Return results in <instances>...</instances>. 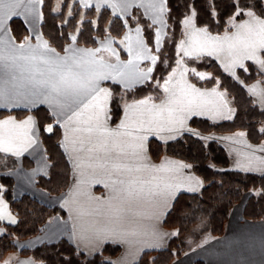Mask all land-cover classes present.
Listing matches in <instances>:
<instances>
[{
    "label": "snow or ice",
    "instance_id": "obj_1",
    "mask_svg": "<svg viewBox=\"0 0 264 264\" xmlns=\"http://www.w3.org/2000/svg\"><path fill=\"white\" fill-rule=\"evenodd\" d=\"M83 2L85 7L89 6L87 0ZM42 3L43 0H0V106H16L20 102L35 103L39 100L49 103L65 116L61 125L65 128V147L75 154L78 176L76 192L70 193L72 202L77 203L71 231L74 240L86 242L84 246L95 251L105 241L133 245L141 243L138 239L141 235H150L155 242L144 246L157 247L168 234L159 232L156 224L146 226L143 220L158 223L159 215L142 212L141 207L155 206L161 200L167 207L183 186L180 182H172L174 174L188 166L169 167L167 163L150 165L146 141L150 135L183 127L188 116L203 114L210 103L208 97H219L223 101L225 94L217 92L216 88L211 92L201 91L187 83L184 79L187 68L180 72V80L173 83V77L177 74L174 68L164 80L162 87L166 95L159 104L153 103L150 96L125 104L123 118L115 128H110L108 106L112 92L102 87L101 82L112 80L128 87L148 80L153 69L149 67L145 71L140 68L139 62L150 59L155 64L157 57L149 55V49L140 38L139 27L135 29V44L131 34H126L120 41L128 52L127 61L120 60L119 53L112 48V41L108 38L97 48L81 49L70 45L63 49V55L40 37H37L35 45L28 42L30 37L16 43L7 22L14 16L35 15V5ZM101 4L111 7L114 14L117 11L126 12L132 6L131 0H100L97 9ZM146 6L152 13L153 24L165 26L166 0H148ZM234 6L236 11L229 18V28L223 35H212L206 27H196L194 18L197 14L193 10L183 21L186 40L180 41L179 52L185 57L207 54L219 58L223 55L228 60L225 68L229 71L236 67L244 68L243 62L252 60L264 71V18L257 16L250 8L246 11L239 0ZM245 15L249 19L237 22L236 17ZM160 35L158 29L157 44ZM71 40L75 42L77 37L73 35ZM101 53L109 55L106 58ZM111 57H115V63L111 62ZM176 63L183 65L182 60ZM191 71L201 80L207 78L206 73L196 72L195 69ZM256 90L257 86L253 85L250 92L255 94ZM260 100L264 104V89L260 90ZM223 107L227 113L216 108V115L230 119L234 110L227 108L226 101ZM34 123L32 116L19 122L12 116L0 119V152L19 156L27 151L36 143L32 135ZM46 130L51 132L52 126L49 125ZM260 132L264 133V127ZM236 135L244 137L246 134L239 132ZM248 147L252 148L251 145ZM256 151L264 152V145L253 148V154ZM256 159L264 164V157L253 155L245 170H252L253 160ZM93 183H103L109 194L105 198L88 197L96 203L85 207L75 197L87 196L86 188ZM199 184V181L195 185L190 184L188 190L196 191ZM4 219L16 223L15 217L0 199V220ZM12 259L5 260L4 264H12ZM18 264L29 262L18 261Z\"/></svg>",
    "mask_w": 264,
    "mask_h": 264
},
{
    "label": "trees",
    "instance_id": "obj_2",
    "mask_svg": "<svg viewBox=\"0 0 264 264\" xmlns=\"http://www.w3.org/2000/svg\"><path fill=\"white\" fill-rule=\"evenodd\" d=\"M166 35L159 48L155 46V27L139 6H134L126 20L114 14L107 6L97 9L87 7L82 15V7L76 0H62L58 11L53 10L54 0H43L40 4V33L51 48L63 52L73 41L83 47H95L106 35L120 38L127 28L140 25L146 43L157 54V61L146 83L131 88L123 87L119 82H103L112 92L109 104L110 123L120 119L126 101L150 96L159 100L163 96L162 82L174 69L179 54L177 45L183 37V19L191 12H196L195 24L206 27L209 32L221 34L229 28V18L236 11V0H166ZM247 11L250 8L257 16L264 18V0H239ZM71 6V15L68 10ZM245 16L236 17L239 21ZM9 27L14 39L23 42L29 31L23 20L13 17ZM122 51V50H121ZM124 54V52L122 51ZM189 66V78L201 87H217L230 99L234 113L230 119L210 121L206 118L193 117L190 125L202 132L229 133L237 130L245 132L252 142H264V108L248 93L244 85L223 70L212 57H186ZM207 71L209 75L201 80L191 70ZM246 69V70H245ZM238 76L245 82L261 79L264 86V74L251 61L244 68L237 69ZM32 113L35 117L37 134L48 160L47 172L35 177V184L50 194H60L67 190L71 182V163L61 144L62 129L50 110L39 105L31 110L0 109V117L13 114L23 117ZM52 131H47V126ZM148 152L153 160L168 154L189 163L193 171L202 178L204 185L199 192H180L165 216L164 226L176 234L169 239L162 249L145 250L134 264H171L186 251L197 246L204 234L220 236L232 207L243 194L250 191L243 208V215L249 219H264V173L243 172L229 168L230 157L216 140H204L185 132L178 138L162 142L156 138L148 140ZM24 166L31 167L33 160L23 156ZM19 161L11 155L0 153V192L7 201L10 210L16 216L12 224L0 220L4 232L0 234V260L9 252L31 256L36 264H113L107 257H114L120 246L106 243L96 253L87 255L78 249L67 237L55 241L43 242L33 247H20L17 240L32 237L40 233L49 217L54 214L65 216V211L57 205L43 203L35 196L24 193L15 197L13 193L15 179L7 173L15 168ZM194 264H204L197 260Z\"/></svg>",
    "mask_w": 264,
    "mask_h": 264
},
{
    "label": "crops",
    "instance_id": "obj_3",
    "mask_svg": "<svg viewBox=\"0 0 264 264\" xmlns=\"http://www.w3.org/2000/svg\"><path fill=\"white\" fill-rule=\"evenodd\" d=\"M35 8L37 9V12L35 15L14 16V17L21 18L23 22L25 23V25L27 26L28 31H29V35L27 37H30V40L28 42L31 43L32 45L37 44L38 42L37 37H40L41 40H44L40 33V4L35 5ZM53 8H54V3H53ZM246 19H249V18L246 16L244 19H241V20H246ZM241 20L237 22H240ZM9 23H10V20L7 22V28L10 30ZM196 27H199V26L196 25ZM199 28H203V27H199ZM183 29L185 33L186 28L184 24H183ZM127 30L128 29L126 28V31L124 32L122 37L120 38L113 37L114 45L119 46L121 50L122 48L119 42L125 37ZM209 33L212 35H223L224 34V32L221 34H215L211 32ZM10 35L13 37L11 30H10ZM181 40H186V36L184 34H183V37L180 39V41ZM180 41L177 45V51H178L179 58H180L179 60L183 61V65L178 66L176 64V66L174 67L175 69H177V74L175 77H173V83H176V81L180 80V72H182L185 68H187L188 71L184 75V79L187 81V83L195 85V87L199 88L201 91L211 92L213 88H216L217 92H222L225 94L223 90L217 87H201L190 80L189 78L190 69L184 60L186 57L183 55L182 52H179ZM15 42L19 43L16 40ZM70 45L73 47L81 48V49L96 48L98 47L99 42L95 47H83V46H79L75 44L74 42H72ZM59 53L61 55L64 54L63 52H59ZM204 55H207V54H202L199 57L204 56ZM207 56L214 58L220 64V66L223 68L225 72H227L228 74L236 78L238 81H240L244 85L248 93L254 98L256 103H258L260 106L264 108V104H262L260 100V90L264 89V86L259 79H255L251 82H245L237 74V69L239 67H236L231 71L226 70L225 64L228 63V60L223 55H221L219 58H217L215 55H207ZM192 57H196V56H192ZM247 61L253 62L258 68H260V66L252 60H245L243 62L244 65ZM178 67L180 68L178 69ZM197 72H200V71H197ZM233 72L235 73V75H233ZM103 82L104 81L101 82V86L108 88L107 86L103 84ZM163 83L164 81L161 84L162 90H163V87H162ZM121 85L125 87L123 84ZM253 85L257 86V90L255 94L250 92V89L252 88ZM165 95L166 94L163 91V96L159 100L152 99V102L159 104L161 100L165 98ZM147 97L126 101L124 105L131 104L134 101L142 100ZM207 99L210 101V103L206 105V108L203 114L190 115L186 119L183 127L177 128L176 130L172 132L163 131V132L150 135L148 137V140L150 138H156L162 142H166V141L178 138L180 135H182L185 132L191 133L206 141L216 140L220 144L223 145V147L226 149L230 157L229 168L234 169V170L243 171V172L263 174L264 164H261L258 159L253 160L252 170H245V167L248 164V160L252 158L253 155L257 158L264 157V152L256 151L253 154V148H258L259 146L264 145L263 141L252 142L248 139L246 135L244 137L237 136L236 135L237 133L244 132L242 130H237V131L229 132V133L202 132L190 125V120L193 117L206 118L210 121H221L224 119H228V118H225V116L216 115V108H219L221 112L227 113V109L223 107L224 101L227 102V108L233 109L232 103L226 94L224 95L223 101H221L219 97H215V96L208 97ZM39 105L47 106L50 112L52 113V115L55 117V120L56 121L59 120V125L61 126L63 124L65 116L61 115L59 111L51 107L49 103L40 102L39 100L36 101L35 103L20 102L16 106H13V105L0 106V109L31 110ZM233 113L231 114V117L233 116ZM108 115H109V112H108ZM123 115H124V106H123L122 115L116 124L112 125L110 123V116H109L108 126L110 128H115L119 124L120 120L123 118ZM9 116L14 117L18 122L26 119L28 116H32L35 122L33 131H32V135L34 139L36 140V143L34 145L29 147L27 151H24L19 156L12 155L11 153L0 152L4 155L14 156L19 161L18 165L15 168L7 171V173L11 174L15 179L14 189H13L14 196L17 198V197H20L24 193H29L35 196L40 201H42L43 203L47 205H51V206H54V205L60 206L65 211V216L60 215V214H54L47 219L42 231L37 234V235H45V237L40 236L39 238H34L37 236L35 235L32 237H27L25 239L17 240V244L20 247H33L43 242L55 241L59 239L60 237L65 236L78 249L83 251L85 254L92 255L98 252L103 247L104 244L113 243V244H117L120 246V251L114 257H107V259L110 260L113 264H134L135 262L138 261L143 251L153 250V249H162L167 246V243L169 239L171 238L172 233L174 231L164 226V219H165L166 214L170 210L173 204V201L175 200L177 195L180 192H199L204 185L202 178L193 171L191 165L177 157L164 154L158 160L156 161L153 160L148 152V140H147L146 141V155L148 157V163L150 165L159 166L161 164L167 163L169 167H177L178 165H181V164L188 166V167L179 169V171L174 174L175 179L172 182L173 183L180 182L183 186L176 192L175 197L170 200L167 207L164 206L162 200L159 201L155 206L144 205L141 207L142 212H145L147 214L155 213L159 215L158 223L155 220H147V219L143 220V223L146 226L151 225V224H156V227L159 232L167 233L168 235L164 236L162 241H159V246L157 247L144 246V244H152L155 241L150 235H141L140 237H138L141 243L129 245L126 243L113 242L109 240L101 244L99 248L96 249L95 251H90L89 248H86L84 246L86 242H77L71 236L72 225L74 223V219L76 216L77 203L72 202L73 197H70V193L76 192V184H77L78 176L75 170V163H74L75 154L70 151V148L65 147V140H64L65 128L61 126V129H62L61 144L64 150L66 151L67 156L71 163V182L67 190H65L64 192L60 194H50L45 189L35 184V177L38 174H45L47 172L48 160L46 158V154L44 152L43 146L37 134V127H36V121H35L34 115L32 113H27L23 117H16L13 114H9V115L0 117V119H5ZM248 145H251L252 148L248 147ZM25 155L30 157L33 160V165L31 167H26L23 165L21 158ZM17 174L19 176H17ZM159 175H166V174L159 173ZM188 178H193V179L189 180ZM196 181L200 182L199 186L197 187V190L189 191L188 186L190 184L195 185ZM18 185L21 190L16 192ZM81 187L84 188L85 186H81ZM0 188H2V186H0ZM86 191H87V196L77 195L75 197V200L79 204L84 205L85 207L89 205H95L96 203V201L94 200H89L88 197L105 198L109 194L108 189L104 187L103 183H93L89 187L86 188ZM250 193H251L250 191L245 192L241 200L232 207L229 213L227 222L225 224L224 233L222 235L212 236L210 234H204L197 246L186 251L182 256L173 260L171 264H194L195 261L197 260L203 261L204 264H264V219L254 220V219L245 218L243 215V208H244V205ZM66 201H68V203H65ZM15 219H16V216H15ZM3 232H4V228L0 226V234ZM28 239H31V240H28ZM141 248L143 250L139 251V249ZM10 258H13L12 264H18V261H28L29 264H31L32 261L35 262V260L31 256L20 255L17 252L12 251V252H9L3 260H0V264H4V261L9 260Z\"/></svg>",
    "mask_w": 264,
    "mask_h": 264
},
{
    "label": "rangeland",
    "instance_id": "obj_4",
    "mask_svg": "<svg viewBox=\"0 0 264 264\" xmlns=\"http://www.w3.org/2000/svg\"><path fill=\"white\" fill-rule=\"evenodd\" d=\"M61 1L62 0H60V2H59V6H58V0H54V11H58L59 9H60V6H61ZM76 1H78L79 3H80V5H81V7H82V14H81V19H82V15H83V12H84V10L87 8V7H85V5H84V2H83V0H76ZM98 2H100V0H87V3H88V7H90V6H95L96 7V5H97V3ZM147 2H148V0H144V3L142 4L141 3V0H131V3H132V6L131 7H129L128 9H127V11L126 12H123V13H120L119 11H117L115 14H117V15H119V16H121L122 18H124L125 20H126V18H127V16L128 15H130L131 14V10H132V8L134 7V6H139L142 10H143V12H144V14H145V16L147 17V18H149L150 19V21H151V23L153 24V22H152V20H153V16H152V13H151V11L147 8ZM103 6H107V7H109L107 4H101V6H100V8L101 7H103ZM97 8V7H96ZM109 8H111V7H109ZM166 8H167V2H166ZM70 9H71V6L69 7V10H68V13L70 12ZM112 9V8H111ZM113 10V9H112ZM192 12V11H191ZM191 12L187 15V16H189V15H191ZM167 13V12H166ZM166 13H165V16H164V19H165V21H166ZM186 18V17H185ZM184 18V19H185ZM184 19H183V21H184ZM127 21V20H126ZM182 21V22H183ZM154 25V27H155V46L157 47V48H159L160 46H161V44H162V42H163V39H164V36L166 35V28H167V22H166V24H165V26H163V27H161V25L160 24H153ZM137 27H139L140 29H141V32H140V38L143 40V42H144V44L146 45V47L149 49V55H154V56H156L157 57V54L155 53V52H153L152 50H151V48H150V46L146 43V41H145V37H144V35H143V30H142V27L140 26V25H137V26H135V27H131V26H129L128 25V23H127V33L126 34H131V36L133 37V44H135V39H136V32H135V29L137 28ZM160 30V33H161V35H160V39H159V44H157V36H156V34H157V30ZM73 35H75V33L73 34ZM106 38H108V39H111V41H112V48L113 49H115V51L117 52V53H119V56H120V60L121 61H127L128 59H129V56H128V52H127V50H126V48H125V45L124 44H121L120 42H119V44H120V46H121V48H122V50H123V52H124V54L122 53V51H121V49L119 48V46H115L114 45V43H113V37L111 36V35H106L104 38H102V39H100L99 40V45H98V47H100V45H101V43L106 39ZM127 43V41H125V44ZM97 48V47H96ZM101 55H104L106 58L108 57V53H101ZM180 58L178 57V60H179ZM111 61L112 62H114L115 63V57H111ZM157 61V60H156ZM177 64V63H176ZM154 65L155 64H153L152 63V61L150 60V59H144V60H141L140 62H139V66H140V68L141 69H143V70H147V68H149V67H151L152 69H154ZM176 66V65H175ZM180 67H178V69H179ZM260 69V68H259ZM261 70V69H260ZM262 71V70H261ZM200 72H202V73H206L207 74V76L209 75V72H207V71H200ZM262 73L264 74V71H262ZM151 74H152V72H151ZM151 74H150V79H151ZM150 79H148V80H145V81H143V82H139V83H133V84H131L130 86H128V87H125V88H131V87H134V86H136V85H139V84H143V83H146L147 81H149ZM259 80L261 81V79L259 78ZM262 82V81H261ZM263 84V83H262ZM262 107V106H261ZM17 176H19L18 174H17ZM20 185V184H19ZM19 185H18V187H17V191L16 192H18V191H20L21 189H20V187H19ZM247 194V193H246ZM0 199H2L3 201H4V203L7 205V211L8 212H10L11 214H12V216H14L15 217V215H14V213L10 210V208H9V205H8V203H7V201L5 200V198L2 196V194L0 193ZM3 221H7V222H9V220L8 219H4ZM40 236H43V237H45V235H37L36 237H34V238H39ZM28 240H31V239H28Z\"/></svg>",
    "mask_w": 264,
    "mask_h": 264
}]
</instances>
